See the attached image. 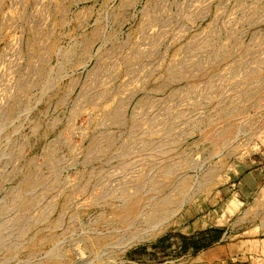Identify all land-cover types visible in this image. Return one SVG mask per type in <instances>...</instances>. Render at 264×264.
<instances>
[{
    "label": "rangeland",
    "instance_id": "1",
    "mask_svg": "<svg viewBox=\"0 0 264 264\" xmlns=\"http://www.w3.org/2000/svg\"><path fill=\"white\" fill-rule=\"evenodd\" d=\"M245 208L264 0H0V264H264Z\"/></svg>",
    "mask_w": 264,
    "mask_h": 264
},
{
    "label": "crops",
    "instance_id": "2",
    "mask_svg": "<svg viewBox=\"0 0 264 264\" xmlns=\"http://www.w3.org/2000/svg\"><path fill=\"white\" fill-rule=\"evenodd\" d=\"M251 179L248 177V175H247V177H248V181L250 182V183H254L255 185H259V184H262L263 183V180H262V175L259 173L258 175H255V174H252L251 173ZM262 177V178H261ZM253 184V185H254ZM238 209V210H237ZM236 210H237V212H240L241 211V209H243V208H237ZM240 210V211H239ZM245 210L246 211H249V212H258V214H262V213H264V208H245ZM253 228V227H252ZM224 240V239H223ZM253 240H258V238H256V239H253ZM221 241H222V239H221ZM218 246H215V248H217ZM215 248H211V249H215ZM226 258L229 260V264H233V261H235L237 258L232 254H227L226 255ZM220 260V259H219Z\"/></svg>",
    "mask_w": 264,
    "mask_h": 264
},
{
    "label": "trees",
    "instance_id": "3",
    "mask_svg": "<svg viewBox=\"0 0 264 264\" xmlns=\"http://www.w3.org/2000/svg\"><path fill=\"white\" fill-rule=\"evenodd\" d=\"M183 239H184V237H183ZM186 243H184V247H183V251H186V249H187V246L185 245ZM196 245V244H195ZM200 248V246L199 245H196V249H199Z\"/></svg>",
    "mask_w": 264,
    "mask_h": 264
}]
</instances>
